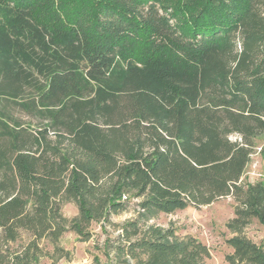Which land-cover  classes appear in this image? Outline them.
Instances as JSON below:
<instances>
[{
    "label": "trees",
    "instance_id": "trees-1",
    "mask_svg": "<svg viewBox=\"0 0 264 264\" xmlns=\"http://www.w3.org/2000/svg\"><path fill=\"white\" fill-rule=\"evenodd\" d=\"M262 135L264 0H0V264L95 222L118 232L107 264H203L205 244L149 219L223 198L233 263L264 264L245 234L264 181L243 179Z\"/></svg>",
    "mask_w": 264,
    "mask_h": 264
},
{
    "label": "rangeland",
    "instance_id": "rangeland-1",
    "mask_svg": "<svg viewBox=\"0 0 264 264\" xmlns=\"http://www.w3.org/2000/svg\"><path fill=\"white\" fill-rule=\"evenodd\" d=\"M244 181L256 184L264 181V135L256 140V147L252 160L246 168ZM62 213L66 225L70 228L72 221L79 215L77 205L69 198L62 199ZM234 201L232 198H223L219 201L199 208L189 207L173 214L153 213L149 225L164 229H173L180 239L195 237L205 244L210 251V258L203 264H234L233 250L227 244L228 239L234 236L227 228L229 219L234 216ZM140 201L132 200L127 212L114 216L115 226L135 219L139 213ZM91 236L83 238L75 232L68 231L58 243L61 252L54 251L50 241H42L43 255L39 257L38 264H107L104 255L105 242L108 238L117 235L115 227L106 226L102 222H95L89 230ZM246 236L264 250V226L253 220L245 230ZM28 235L16 243L8 246V251L21 250L27 243Z\"/></svg>",
    "mask_w": 264,
    "mask_h": 264
}]
</instances>
